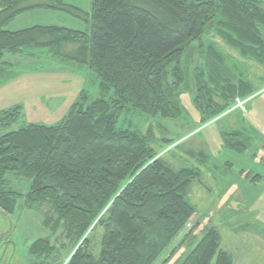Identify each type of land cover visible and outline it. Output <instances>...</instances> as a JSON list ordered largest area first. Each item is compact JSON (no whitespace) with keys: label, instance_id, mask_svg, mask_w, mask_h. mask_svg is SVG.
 <instances>
[{"label":"trees","instance_id":"trees-1","mask_svg":"<svg viewBox=\"0 0 264 264\" xmlns=\"http://www.w3.org/2000/svg\"><path fill=\"white\" fill-rule=\"evenodd\" d=\"M30 2L0 0V82L13 73L6 53L52 57L95 74L111 99H92L82 91L59 124H29L1 135L0 208L13 213L20 198L30 209L48 203L56 217L45 224L54 232L65 229L79 244L66 264H154L197 211L188 193L200 170L175 168L159 156L152 127L146 133L122 129L119 115L131 109L152 118H183L185 108L175 99L186 79L183 56L206 37L264 65V0H92L90 13L64 0ZM32 9L76 11L86 15L88 26L84 31L56 25L7 29ZM209 42L211 73L207 77L201 70L195 77L203 123L256 92L253 83L236 82L224 72L219 46ZM70 45L75 47L66 49ZM21 111L17 106L1 112L0 126L16 122ZM239 136L225 134V146L243 152L249 143H234ZM160 141L165 148L174 143ZM8 174L29 178V192L5 188ZM97 227L103 236L95 258L89 249ZM204 230L178 264H233L221 249L219 229ZM55 248L38 239L30 254L50 258Z\"/></svg>","mask_w":264,"mask_h":264},{"label":"rangeland","instance_id":"rangeland-1","mask_svg":"<svg viewBox=\"0 0 264 264\" xmlns=\"http://www.w3.org/2000/svg\"><path fill=\"white\" fill-rule=\"evenodd\" d=\"M64 2L84 13L91 12L92 0ZM35 11L22 14L7 29L56 25L84 31L88 26L86 15L80 16L76 11ZM209 38L219 46L224 72L236 82L244 78L253 83L256 92L203 123L195 104V77L201 70L207 77L211 73L207 54ZM209 38L203 40V50L195 42L183 56L181 65L186 79L175 97L185 108L183 118H152L131 109L119 115L118 126L122 129L146 133L152 127L159 140L154 144L159 156L175 168L200 170L199 178L188 193L197 211L154 264H178L203 237L205 227L210 226L219 229L221 249L231 254L233 264H264V65L243 58L219 38ZM74 47L70 45L66 49ZM24 54L6 53L4 56L14 67L12 75L0 82V113L17 106H21L22 111L16 122L0 126V136L29 124H59L82 91L92 99L104 95L111 99L108 93L101 91L99 78L89 70L52 57L32 59ZM236 133L241 137L233 139L234 143H249L243 152L225 146L224 135ZM163 138L174 139V143L165 148L166 144L160 141ZM30 186L29 178L6 175L4 187L9 190L26 195ZM55 217L48 203L30 209L25 198L17 200L13 213L0 208V264H66L79 244L67 236L65 229L54 232L45 224L47 219ZM102 236L101 227L90 234L89 251L95 258L100 254ZM38 239L49 240L56 247V253L50 258L32 256L30 247Z\"/></svg>","mask_w":264,"mask_h":264},{"label":"crops","instance_id":"crops-1","mask_svg":"<svg viewBox=\"0 0 264 264\" xmlns=\"http://www.w3.org/2000/svg\"><path fill=\"white\" fill-rule=\"evenodd\" d=\"M31 3H35V2H33V0H31ZM35 10H37V9H32V10H29V11H27V12H36ZM27 12H25V13H27ZM25 13H23V14H25ZM21 15H22V14H21ZM21 15H20V16H21ZM18 17H19V16H18ZM18 17H17V18H18ZM15 20H16V19H15ZM13 21H14V20H13ZM13 21H12V22H13ZM34 26H35V25H34ZM27 28H28V27H27ZM22 29H23V28H22ZM18 30H20V29H18ZM14 31H16V30H14Z\"/></svg>","mask_w":264,"mask_h":264}]
</instances>
